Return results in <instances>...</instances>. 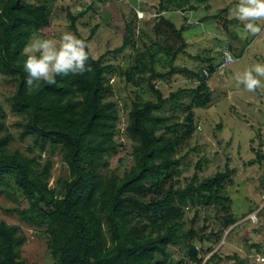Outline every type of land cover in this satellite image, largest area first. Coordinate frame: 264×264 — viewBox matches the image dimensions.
I'll return each instance as SVG.
<instances>
[{
  "label": "trees",
  "instance_id": "trees-1",
  "mask_svg": "<svg viewBox=\"0 0 264 264\" xmlns=\"http://www.w3.org/2000/svg\"><path fill=\"white\" fill-rule=\"evenodd\" d=\"M206 2L156 0L157 5H153L156 11L153 20L160 16L158 20L167 24L162 28L165 36L174 35L181 44L175 48V41L167 36L161 38L156 32L158 38L150 40L145 48L149 61L142 54L135 58L137 64L133 70L141 75L139 79L147 80L156 100L136 99L127 111L125 135L131 142L132 164L118 175L106 170L110 155L117 150L119 121L118 106L108 99L111 89L106 74L113 67L103 62L104 55L98 58L89 55L87 63L92 71L56 76L52 85L41 80L38 86L27 89L24 50L33 35L49 26L50 3L49 0H0V74L14 85L8 106L20 118L13 124L18 128L17 139H30L26 152L9 149L15 138L4 122L0 105V193L14 203L6 212H13L19 221L17 224L0 221V264H26L22 256L26 242L23 226L38 231L52 264H168L174 244L181 245L188 258L180 263L201 264L212 246L202 248L204 235L193 228L183 231L182 206L217 204L225 215L222 228L213 232L215 241L236 222L229 212L231 199L225 193L227 171L217 172L198 184L175 188L174 176L180 162V157L175 158L176 149L196 129L191 109L205 107L213 99L203 70L211 75L219 70L221 62L217 65L212 57L198 55L194 60L205 62L204 66L192 70L175 66L185 45L181 36L186 26H175L161 13L193 11L196 4ZM83 14L84 11L71 16L72 28ZM185 17L183 22L189 20ZM157 26L155 21L153 27ZM97 27L83 40L91 39ZM127 45L124 38L122 45L111 53H121ZM227 46L230 49L229 43ZM241 51L231 52L235 54L233 61L241 57ZM159 53L169 57L168 72L153 68ZM219 54L224 60V53ZM178 69L199 79L195 89H178L169 97L174 103L173 111H186L181 124L169 123L170 118L158 115L166 99L152 81L167 78ZM147 71L150 73L145 76ZM126 76L131 80L129 73ZM186 92L190 102L185 107L180 99ZM180 126L183 131L178 134ZM166 131L172 136L167 137ZM43 153L47 154L44 160ZM55 153L64 161L67 175L50 187L51 156ZM263 157L258 156V160ZM20 196L26 199V206L19 204ZM263 210V207L259 209ZM253 247L256 253L264 255V247L261 249L258 244ZM215 257L214 252L209 261Z\"/></svg>",
  "mask_w": 264,
  "mask_h": 264
},
{
  "label": "rangeland",
  "instance_id": "rangeland-1",
  "mask_svg": "<svg viewBox=\"0 0 264 264\" xmlns=\"http://www.w3.org/2000/svg\"><path fill=\"white\" fill-rule=\"evenodd\" d=\"M49 3V26L33 35L29 44L35 39H54L58 42L64 32H71L79 39H87L93 27L98 26L92 38L87 41L86 51L93 58L104 55L103 62L113 67L106 74L111 89L108 99L117 104L119 121L115 138L117 150L110 155L106 170L121 175L132 164L131 142L125 135L126 113L136 99L156 100L149 90L147 80L139 79L141 75L134 72L133 68L137 64L135 58L145 55L144 60L149 61L145 48L150 40L158 38L156 32H159L161 38L165 36L162 28L167 27V24L158 20L160 16H157L155 21L158 26L156 29L153 27V19L156 18L153 5H157L156 0H49ZM216 4L210 0L208 10H204V3H201L196 4L197 9L190 13L186 8L184 12L176 10L172 14L161 13L169 17L175 26H186L181 36L185 45L175 60V66L179 68L192 70L204 66L205 62L194 60L198 55L212 57L213 63L218 65L224 58L219 53H224L225 48L230 53L243 50L244 54L231 64L220 67L221 72L219 70L218 73L206 76L213 99L205 107H192L196 129L176 149L175 158L180 157V162L174 176L175 188H183L189 183L198 184L207 177H213L217 172L227 171L229 181L227 179L225 183V193L231 199L229 212L237 220L224 230L220 240L215 241L213 232L222 228L225 213L218 210L214 203L209 206L188 205L181 209L184 212L182 229L186 231L193 228L204 235L202 248L212 246L201 264L205 261L208 264H264V255L256 253L253 247V244H258L261 249L264 247V210L259 211L261 207L264 208V157L258 160V156H264V77H259L261 87L254 92L248 91L236 80L238 75H243L250 67L257 63L264 64V22H256L261 28L259 33H248L243 23L236 18V5L223 7ZM83 11L84 14L77 17L72 28L71 16H78ZM138 13H143V18ZM184 16L189 19L187 22H183ZM167 37L176 42L175 48L180 46V39L174 35ZM124 38L128 41L125 49L118 54L111 53L122 45ZM231 55L235 57L234 53ZM168 63V55L159 53L153 68L158 72H168ZM126 73L131 75V80L127 79ZM149 73L147 71L145 76ZM152 81L166 99L158 115L170 118L169 123L181 124L186 111H173L174 103L169 97L178 89H195L199 79L178 69L167 78ZM13 91L14 85L0 74V105L5 114L4 122L15 138L9 149L26 152L30 139H17L18 128L13 124L20 118L9 111L8 98ZM180 102L185 107L188 105L190 99L187 92ZM182 131L183 127L180 126L178 134ZM166 132L167 137L172 136L171 132ZM46 157L47 154L43 153L42 159ZM51 160L48 185L55 187L56 180L67 175V168L60 154L55 153ZM18 202L21 206L27 204L21 196ZM13 206L11 199L3 192L0 193V221L19 223L13 212H6L7 208ZM22 230L26 236L22 247L26 264H52L51 255L38 231L28 226H23ZM171 248L168 264H182L180 260L188 259L181 245L174 244ZM214 252L216 257L209 261Z\"/></svg>",
  "mask_w": 264,
  "mask_h": 264
},
{
  "label": "clouds",
  "instance_id": "clouds-1",
  "mask_svg": "<svg viewBox=\"0 0 264 264\" xmlns=\"http://www.w3.org/2000/svg\"><path fill=\"white\" fill-rule=\"evenodd\" d=\"M234 12L236 18L243 23L246 32L257 34L261 31L256 22L264 21V0H239ZM143 15L138 13L140 18H143ZM87 47L85 40L77 38L71 32L62 33L58 42L54 39L33 40L24 50L26 59L23 67L27 74L24 81L26 88L38 86L41 80L49 85L55 84L56 76L82 75L92 71L91 65L87 63L89 60ZM223 51L225 63L233 62L231 53L226 48ZM215 72H218V69ZM259 77H264V64L257 63L247 69L243 75H238L236 80L248 91L254 92L261 87Z\"/></svg>",
  "mask_w": 264,
  "mask_h": 264
},
{
  "label": "crops",
  "instance_id": "crops-1",
  "mask_svg": "<svg viewBox=\"0 0 264 264\" xmlns=\"http://www.w3.org/2000/svg\"><path fill=\"white\" fill-rule=\"evenodd\" d=\"M209 2H210V0H207V2L206 3H204V5H202V7H203V9L204 10H208L209 8H210V6H209ZM212 2H217V4L216 5H218V4H221V5H223V7L224 6H229V5H232V4H234V5H237L238 3H239V0H212ZM201 4V3H200ZM197 9V8H196ZM224 9H226V8H222V10H224ZM227 10V9H226ZM191 11L189 10V13H190ZM231 15H233V14H231ZM190 18V17H189ZM191 21V20H190ZM262 22H264V21H262ZM241 51V50H240ZM243 51V50H242ZM241 51V52H242ZM237 52V51H236ZM242 55H244L243 53H242ZM242 55H241V57H242Z\"/></svg>",
  "mask_w": 264,
  "mask_h": 264
},
{
  "label": "built area",
  "instance_id": "built-area-1",
  "mask_svg": "<svg viewBox=\"0 0 264 264\" xmlns=\"http://www.w3.org/2000/svg\"><path fill=\"white\" fill-rule=\"evenodd\" d=\"M228 63H225V59H224V61L222 62V64L219 66V70L221 69L220 67H222L223 65H227ZM218 70V71H219ZM220 72H221V70H220ZM203 73L205 74V76H208L209 75V73L208 72H206V70H203Z\"/></svg>",
  "mask_w": 264,
  "mask_h": 264
}]
</instances>
